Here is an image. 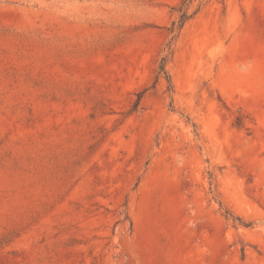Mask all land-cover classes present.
I'll return each instance as SVG.
<instances>
[{"label":"rangeland","instance_id":"obj_1","mask_svg":"<svg viewBox=\"0 0 264 264\" xmlns=\"http://www.w3.org/2000/svg\"><path fill=\"white\" fill-rule=\"evenodd\" d=\"M182 1L0 0V264H264V0Z\"/></svg>","mask_w":264,"mask_h":264},{"label":"trees","instance_id":"obj_2","mask_svg":"<svg viewBox=\"0 0 264 264\" xmlns=\"http://www.w3.org/2000/svg\"><path fill=\"white\" fill-rule=\"evenodd\" d=\"M191 2V0H183L180 7L177 9L179 11V15H178V19L176 21H173L171 24V27L169 28V32L173 33L176 30H179L182 25L185 23V21L190 17V15L187 13V8H188V4ZM165 58L163 57L161 59V62L158 66V73L161 74H165L168 78V75L166 74L165 71ZM169 81V79H168Z\"/></svg>","mask_w":264,"mask_h":264}]
</instances>
